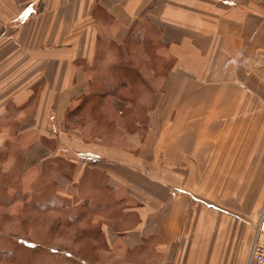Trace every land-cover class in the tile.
Returning <instances> with one entry per match:
<instances>
[{
	"label": "crops",
	"instance_id": "0c3cea01",
	"mask_svg": "<svg viewBox=\"0 0 264 264\" xmlns=\"http://www.w3.org/2000/svg\"><path fill=\"white\" fill-rule=\"evenodd\" d=\"M99 80L129 107L111 125L123 147L70 153L67 115ZM59 150L81 189L63 200L103 211L107 264H246L264 200V0H0V175L13 182L19 151L32 189Z\"/></svg>",
	"mask_w": 264,
	"mask_h": 264
},
{
	"label": "rangeland",
	"instance_id": "374dc122",
	"mask_svg": "<svg viewBox=\"0 0 264 264\" xmlns=\"http://www.w3.org/2000/svg\"><path fill=\"white\" fill-rule=\"evenodd\" d=\"M134 80V77L130 79L133 90L138 85ZM106 85L99 80L77 112L68 113L62 142L68 144L70 153L71 150L89 151L92 147L93 152L101 150V147L97 148L100 146L97 139L104 145L123 147L125 136L112 127H121L120 122L129 107L117 100L120 86ZM94 91L101 92L100 97L95 95L94 99ZM56 141L53 135L50 149ZM66 154L68 152L64 150L53 154L38 170V175L43 173L45 177H36L34 188L30 189L24 177L18 176L21 154L19 151L13 153L18 158L13 163L17 171L12 177L13 182L8 176L9 171L3 170L0 175V264H107L104 232L99 219L103 211L90 205L83 208L80 199L63 200L81 190L75 170L57 159ZM6 157L4 152L0 154L2 162ZM85 160L89 164L91 158ZM98 194L106 198L105 189H100ZM106 200L109 204L112 202ZM108 217L118 220L122 216L114 213Z\"/></svg>",
	"mask_w": 264,
	"mask_h": 264
},
{
	"label": "built area",
	"instance_id": "2783aa9c",
	"mask_svg": "<svg viewBox=\"0 0 264 264\" xmlns=\"http://www.w3.org/2000/svg\"><path fill=\"white\" fill-rule=\"evenodd\" d=\"M246 264H264V200L254 229L253 243Z\"/></svg>",
	"mask_w": 264,
	"mask_h": 264
}]
</instances>
